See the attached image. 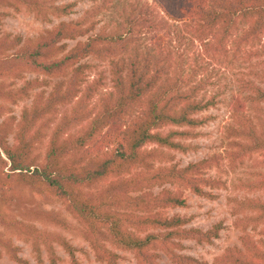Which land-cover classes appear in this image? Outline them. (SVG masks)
Returning a JSON list of instances; mask_svg holds the SVG:
<instances>
[{
  "label": "trees",
  "instance_id": "trees-1",
  "mask_svg": "<svg viewBox=\"0 0 264 264\" xmlns=\"http://www.w3.org/2000/svg\"><path fill=\"white\" fill-rule=\"evenodd\" d=\"M114 3L119 4L101 0L36 37L23 39L0 29V115L8 112V103L48 84L35 77L14 87L6 79L29 72L55 79L49 91L34 93L17 122L10 116L0 123V163L14 183L61 201L100 263L119 264L122 250L132 253L136 264H162L161 254L175 264H206L182 253V241L211 243L222 222L202 230L187 226L189 217L170 211L187 206V191L217 198L215 191L227 183L209 171L220 169L224 160L232 168L258 155L257 163L264 164V117L256 113H263L264 71L249 72L263 87L246 79L247 91L229 103L235 126L227 148L184 166L173 161L171 152L191 148L185 141L199 134L197 129L211 119L203 112L217 103L216 95L204 91L209 77L195 78L199 66L206 70L203 60L264 65V0H128L118 7L120 21L114 17L98 26L97 17ZM74 6V1L0 0V22L6 8L49 21L70 15ZM169 19L186 21L178 28L168 25ZM160 31L169 40L141 47L143 35L156 37ZM194 40L200 50L190 54ZM66 41L75 43L67 48ZM91 58L111 66V89L104 93L102 74L86 83ZM44 142L39 157L36 150ZM246 186L263 190L264 172ZM2 200L0 195V224L25 239H42L54 264L50 243L56 237L15 219ZM234 203L240 246H227L214 261L264 264V238L248 232L260 227L264 235V200L245 197ZM63 244L71 254L70 245ZM3 254L17 259L10 239L0 236Z\"/></svg>",
  "mask_w": 264,
  "mask_h": 264
},
{
  "label": "rangeland",
  "instance_id": "rangeland-1",
  "mask_svg": "<svg viewBox=\"0 0 264 264\" xmlns=\"http://www.w3.org/2000/svg\"><path fill=\"white\" fill-rule=\"evenodd\" d=\"M75 2L73 12L70 15L53 18L49 21L42 20L33 15V13L22 10L15 12L11 8L4 9L5 15L1 19L0 29L4 33L11 35H19L23 39L36 37L43 33L46 29H50L55 26L61 20L76 19L82 13L91 8L94 4L101 0H58L61 2ZM117 7L110 8L109 11L101 13L97 19L99 25L112 20L114 17L120 21L117 17L118 7L122 2L128 0H114ZM152 2V0H148ZM2 10V9H1ZM160 13L165 15L161 8L158 9ZM166 18V15H165ZM186 21V20H183ZM183 21L169 19L168 25L173 24L172 27H182ZM97 26V27H98ZM172 29V28H171ZM173 32L171 35L173 36ZM187 35V33H184ZM236 35V34H234ZM169 35H166L163 31L156 34L147 33L142 36L140 42L143 41V46L151 47L154 40L160 39L161 43L169 40ZM234 37V36H232ZM264 39V38H263ZM157 41V40H156ZM75 41H66L67 48H70ZM199 41H193V47L190 54L200 50ZM93 64V68L89 71L86 77V83L93 79H96L99 74H102L103 85L101 86V93L111 89V66L109 61H96L89 59ZM188 63V61H187ZM186 63V64H187ZM184 64V72L189 71V66ZM186 65V66H185ZM203 67L206 69L202 71V67L197 69V76L209 77L210 84L205 88L206 96L216 95L217 103L203 112L211 116L205 124L200 126L197 131L199 134L195 138L186 140L185 143L189 144L191 148L187 152L172 151L173 161L177 164L184 166L189 162L196 161L202 157L208 156L212 153L222 152L228 147V142L233 139L231 126H235L230 118L229 103L231 99L243 90V83L246 79H250L257 83L260 87L263 84L259 78L249 74L250 71H264V65L258 67L247 66V63L242 59L231 61L227 63H219L206 58L202 61ZM175 67V65H174ZM38 77L39 79L47 80L48 84L39 87L31 92V95L25 99L18 100L15 103H8V112L0 115V123L6 117H14L15 122L19 119L20 113L25 106L29 105L34 93L40 89L49 91L55 79L47 78L43 74L37 73H24L20 79L8 78L4 82L5 84H11L14 87H19L24 81ZM264 88V87H263ZM97 97H95V100ZM262 112H256L260 117H264V105ZM65 107L61 108L63 112ZM253 115V112H250ZM257 121V119H255ZM9 141L12 142V133L9 134ZM45 151V142L41 143L36 150L39 157H42ZM5 159V157L2 155ZM261 157L256 155L250 159L245 160L243 163H238L234 167H229L226 160L221 164L220 169H211L209 174L218 176L225 180L227 187L215 191L217 198L211 200L205 197H200L192 193L186 192L187 206L171 210L170 213H178L190 218V222L187 226L197 227L202 230L210 228L214 223L218 221L222 222V229L219 232V236L211 243H198L194 240H184V249L182 253L190 255L198 259L199 261H205L206 264H217L214 258L221 254L227 246L237 245L240 246V234L241 231L235 228L233 222L235 215L233 214V208L236 206L234 199H243L245 197L260 198L264 200L263 190H251L246 185L248 182L254 181L259 178L260 172H264V164H258L257 161ZM9 171L7 167L0 163V195L2 197V203L6 204L7 213L15 217V219L25 222L30 227L41 230L48 236H55L56 238L51 241V249L54 255L57 257L54 264H104L98 262L84 239L82 234V228L79 223L69 214L64 204L56 199H48L43 195H38L32 188L24 183H14L12 177L8 178ZM260 227L256 230L248 229V232L256 239L263 237L259 232ZM0 236L10 239L11 243L15 247L17 259L9 257L7 254L0 256V264H53L51 262L49 250L46 243L42 239H25L22 234L15 229L5 228L0 224ZM63 243L70 245L72 253L70 254ZM120 258L119 264H136L135 258L132 253L128 251L118 250ZM162 264H175L171 262L167 257L161 254L159 258Z\"/></svg>",
  "mask_w": 264,
  "mask_h": 264
}]
</instances>
